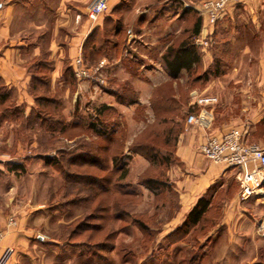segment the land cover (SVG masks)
<instances>
[{"label":"rangeland","instance_id":"rangeland-1","mask_svg":"<svg viewBox=\"0 0 264 264\" xmlns=\"http://www.w3.org/2000/svg\"><path fill=\"white\" fill-rule=\"evenodd\" d=\"M95 1L86 11L97 25L90 51L45 62L38 70L44 86L30 89L32 104L17 105L13 95L6 114L0 106V241L29 216L34 234L20 264H264V224L248 244L246 230H214L224 222L223 193L200 224L163 237L180 208L173 177L182 168L177 150L188 117L205 82L232 75L233 62L243 59L227 51L216 56L230 35L217 40L219 22L208 26L196 10L205 0H123L112 10L107 0L108 10L93 21ZM198 18L201 32L193 41L200 63L163 82L164 54L191 37ZM54 25L48 23L46 46ZM79 58L89 78L77 75ZM217 69L218 76L207 75ZM216 121L233 122V129L244 128L246 119ZM12 163L25 171L9 172ZM149 179L163 185L152 191ZM250 203L249 216L260 222L264 203L255 197ZM231 235L239 244H228Z\"/></svg>","mask_w":264,"mask_h":264},{"label":"crops","instance_id":"crops-1","mask_svg":"<svg viewBox=\"0 0 264 264\" xmlns=\"http://www.w3.org/2000/svg\"><path fill=\"white\" fill-rule=\"evenodd\" d=\"M91 1L0 0V81L12 96H16L17 105L34 102L30 89L40 77L38 63L51 60L60 62L63 55L72 59L80 49L85 53L90 51V41L87 44V40L97 26L87 19L86 11ZM121 1L108 0L110 10ZM78 15L83 16L80 23H76ZM49 22L55 25L51 42L46 46L44 42ZM225 32L230 37L219 48L220 53L216 56L220 57L227 51L238 53L243 59L237 60V57L233 62L232 75L214 77L205 82L208 88L202 91V97H215L217 103L195 106L198 121L188 126L187 131L180 136L177 156L182 168H179L177 176L173 174L176 176L173 180L180 196V208L166 224L163 237L182 228L202 198L210 200L209 209L213 207L218 193L227 196H223L220 202L224 222L215 226L214 230H228L230 233L233 229L246 230L248 237L243 240L248 244L256 236L260 224H264V217L257 222L249 216L251 199L240 200V183L233 170L213 164L199 151L200 145L209 135L224 133L235 125L233 122L216 121L221 118H245V141L264 148V0H243L230 9L226 19L217 24V40ZM211 63L205 68H209ZM241 71L245 72L244 76H240ZM53 75L52 86L56 84L54 81L60 73L56 70ZM164 78L163 82L172 80L166 71ZM160 84L162 82L154 83L152 90ZM255 199L264 203V194ZM29 218H21L17 229L6 232L1 251L12 246L17 248V253L10 256L6 264H20L21 256L25 255L23 252L30 246L34 231L32 226H28ZM38 239L41 241L42 237ZM228 244L231 246L239 242L232 236Z\"/></svg>","mask_w":264,"mask_h":264},{"label":"built area","instance_id":"built-area-1","mask_svg":"<svg viewBox=\"0 0 264 264\" xmlns=\"http://www.w3.org/2000/svg\"><path fill=\"white\" fill-rule=\"evenodd\" d=\"M241 2L242 0H205L196 10L205 18L208 26L216 25L230 9ZM107 10V0H96L89 10V17L97 21ZM76 66L78 76L90 77L81 58L77 60ZM195 103L200 106L212 105L217 103V99L198 96ZM197 121L196 113L192 112L187 122L194 124ZM199 150L213 164L233 170L240 183L241 201H249L264 194V148L259 144L247 143L244 128H233L221 134L211 135L200 145ZM261 233L264 235V226L261 227ZM13 252L12 248L1 251L0 241V264H6Z\"/></svg>","mask_w":264,"mask_h":264},{"label":"trees","instance_id":"trees-1","mask_svg":"<svg viewBox=\"0 0 264 264\" xmlns=\"http://www.w3.org/2000/svg\"><path fill=\"white\" fill-rule=\"evenodd\" d=\"M190 10H186L185 12H189ZM201 27H202V19L198 18L194 27H193V32L192 35L189 39H186L180 43L178 47L170 46L166 53L163 56V61L164 65L169 73V75L173 79H177L180 77L181 73L185 70L186 72H191L195 66H197L200 61H201V56L200 53L197 49V46L195 44V41L193 39L197 37L200 32H201ZM121 30V29H120ZM96 31H94L88 38L87 44L91 39L93 38L94 34ZM86 44V46H87ZM95 49V48H94ZM48 61H43L41 63H38L39 69L45 65ZM207 75L209 76H218L219 75V69H217L214 73H209L207 72ZM40 77H38L35 85L33 86V91L37 90V88L44 86L41 80V73L39 74ZM207 79V78H206ZM1 83V81H0ZM36 88V89H35ZM5 89V90H4ZM10 98H12V94L10 91L6 90L4 86H0V106L6 107L4 109V112L6 114L8 108L6 103L9 102ZM38 101L42 100L41 96L37 97ZM102 109L99 111V114L105 113ZM92 129L96 130V125L92 124ZM97 131V130H96ZM99 132V131H98ZM103 133V132H102ZM8 171L9 172H14L17 173L19 171L23 172L25 171V166L23 163H12L11 165L8 166ZM127 171L123 174L126 176ZM163 183L158 180V179H149L146 181V187L152 191H157L159 190L160 186H162ZM210 200L206 198H202L198 204L194 207V209L190 212L188 215V218L184 224V227H188L189 225L196 226L199 223L202 222L204 216L209 210L210 207ZM141 226L143 227L144 230L147 231V226L141 223Z\"/></svg>","mask_w":264,"mask_h":264}]
</instances>
